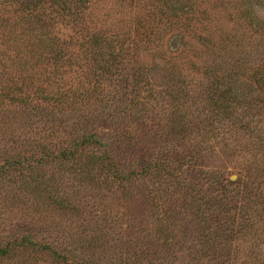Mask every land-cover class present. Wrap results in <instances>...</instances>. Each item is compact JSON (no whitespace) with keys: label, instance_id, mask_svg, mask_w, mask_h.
Here are the masks:
<instances>
[{"label":"rangeland","instance_id":"374dc122","mask_svg":"<svg viewBox=\"0 0 264 264\" xmlns=\"http://www.w3.org/2000/svg\"><path fill=\"white\" fill-rule=\"evenodd\" d=\"M31 1L38 2L0 0V264H84L82 254L93 264H217L194 237L189 217H169L188 223L177 228L170 221L165 229L152 216V210L169 212V204L187 207L177 196L163 195L161 211L139 203L131 217L147 220L136 227L127 203L137 190L120 181L80 187L73 171H81L80 162L41 164L40 153L20 155L29 143L53 147L96 133L114 142L122 165L137 168L155 158L179 164L186 181L202 192L212 183L204 172L218 170L263 186L256 176L264 170L263 145L249 158L231 157L225 137L233 136L239 148L245 130L212 129L202 136L200 128L207 124L201 122L204 102L214 84L231 88L242 102L236 118H251L245 106L264 110V0H67L65 7L43 0L29 7ZM184 119L186 136L178 123ZM257 133L249 131L250 138L259 140ZM11 158L21 161L7 163ZM255 192L248 210L264 197ZM232 222L221 230L239 232L247 223L240 216ZM97 223L105 255L98 249L89 256L78 244L77 253L63 260L39 244L62 247ZM146 229L156 237L168 230L179 236L164 256L150 246L137 261L133 250L141 249L136 240L145 239ZM257 233L230 240L225 264H264Z\"/></svg>","mask_w":264,"mask_h":264},{"label":"trees","instance_id":"16d2710c","mask_svg":"<svg viewBox=\"0 0 264 264\" xmlns=\"http://www.w3.org/2000/svg\"><path fill=\"white\" fill-rule=\"evenodd\" d=\"M65 1L67 2V0H56V4L65 7ZM42 2L43 0H38V2L31 1L28 2L27 5L31 7V5L36 6L35 4ZM230 91H232L231 88H220V86L216 84H214V86L212 85L210 88V92H208L204 102V118L201 120V122H206L207 124H202L200 128L201 135L204 136L205 134L213 133L212 129H216L217 133L224 132L228 134L230 132H235V135L245 130V132H241L242 144L239 148L237 146L238 143L232 139L233 136L232 138L225 137L226 142L224 146L228 148V154L231 157L240 155L243 158H249L251 154L254 156L255 152H258L257 146L260 148L263 145L264 147V137H261L264 133V110L258 107L254 109L250 106H245L244 108H247V112L250 114L251 118L247 120H244L242 117L236 118L242 102L238 99L237 95H233ZM173 120L176 119L174 118ZM186 121V119H184L183 122L178 120V123H180L182 127V133L185 136L188 135V133L190 134V130L187 129L189 126L184 128L185 123H188ZM176 126L180 125H174V122H172L171 127ZM249 131L258 132L257 134L261 135L259 140L250 138ZM70 141L68 144L59 143L55 144L53 147L50 144L39 146L38 143L35 145L29 143L27 147L25 146L24 149L22 148V153L24 154L23 156L20 155V158H28L27 154H25L28 152L30 155L40 153L39 159L41 164L45 161L50 164H55V162L59 161L67 166L73 161L80 162L81 171L73 169V171H75L74 179L76 180V184L78 183L80 187L87 185L91 188H97L105 184L108 185L113 181H120L124 186L129 187L128 189L137 190L139 194L133 197L134 201L127 203L130 205L131 210L128 218L133 220L136 227L145 219V216H140L138 214L134 215V218L131 217L133 213L132 210L138 207L139 203H146L148 207L152 206L154 209L161 211L163 204H165V206L167 204L163 200L165 199L163 195L173 194L175 197L177 196L176 199L183 200V205L187 207L180 208L178 205L169 204V207H171L169 212H166V210L165 212H156L152 210V216L158 217L161 223H166L165 229H168L170 221L174 223L172 219L176 215L181 216L183 214V216L189 217V223L192 224L191 229L196 233L194 237L204 247L203 252H206V255H210L211 257L215 255L217 264H225L228 262L229 254L228 251H226V246L229 245L230 240L250 239V233L252 234L255 228L261 231V233H257L256 236L259 238L260 242H264V197L260 200H254L255 208H252L254 210H248V206L251 205L250 194L253 190H256L255 193L264 194V185L262 186L259 183L250 185L247 177L242 173H239L236 179H232L228 175H224V171L222 170L204 172V177H208L212 183L210 184L209 192H202L195 183L186 181L183 174L179 171V164H172L163 159L155 158L140 164L137 168H129L124 164L122 165L121 160H118L116 154L119 150L117 151L115 149L114 142L112 141V144L105 143L96 133L78 135L73 137ZM230 142H233L235 145H232ZM88 147H93L95 150L89 151ZM199 155L200 154H197V156ZM11 157L17 158L15 155ZM18 159H8L7 163H15ZM8 165L11 167V164ZM2 168L4 167L1 165L0 169ZM33 173L35 174L36 172ZM256 176L264 182V170H261ZM139 180H142L144 188L147 186L149 187L146 188V191L143 190L144 188H142V185L138 182ZM150 183L151 188L149 185ZM208 205L212 206L213 210H206ZM223 211H225L226 214H224ZM205 214L213 218L215 225H212V222L208 221L207 216H204ZM146 215L150 214L146 212ZM160 215L166 216V218L159 217ZM238 216L244 221H247V223L243 224L239 232L233 233V230L230 229L229 234L221 230L223 226L229 229L233 224L232 221ZM169 217H172V219H169ZM217 221L223 222L219 228L217 226ZM186 223H188V219L182 224L184 228ZM174 225L177 228H182V225H178V222L174 223ZM88 227L91 230L90 233L87 232L85 235L77 233L74 241L70 240L69 244H60L62 247L57 246V244L52 245L46 242L39 244L63 260L69 257L70 254L77 253L80 247L78 244H82L83 248L87 249L89 256H91L90 252H95V250L98 249L101 254L103 253V255H105L103 249L105 245L104 241L106 240L99 238L101 233L100 224L97 223ZM245 229L248 230H246L244 236L242 233ZM144 231L147 232L145 239L147 237L150 238L147 240L141 238L142 241L136 240V244L141 246V249L133 250V258H136L137 261L147 256V250L150 246L153 247L154 253H159V255L164 256L167 253L166 250L173 247L179 236L177 234H172L173 232L171 230L165 233L163 232L159 237L155 236L157 231L147 229ZM152 238L155 240V248ZM27 240L30 239L27 238ZM31 241L38 243V240ZM158 242L161 243V248L156 247ZM255 242V240H252V243ZM128 245L129 243H127V246ZM106 249L105 247V250ZM81 252L82 251H79V253ZM82 256L85 260L84 264H93V262H95L93 258L84 256L83 254ZM75 257L79 259L78 254L75 255Z\"/></svg>","mask_w":264,"mask_h":264}]
</instances>
